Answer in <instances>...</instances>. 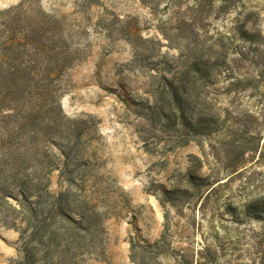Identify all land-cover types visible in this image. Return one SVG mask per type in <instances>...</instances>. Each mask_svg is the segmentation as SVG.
<instances>
[{
  "label": "rangeland",
  "instance_id": "obj_1",
  "mask_svg": "<svg viewBox=\"0 0 264 264\" xmlns=\"http://www.w3.org/2000/svg\"><path fill=\"white\" fill-rule=\"evenodd\" d=\"M19 2L0 0V9ZM232 2L228 12L208 13L204 26L230 33L238 46L248 41L244 31L256 35L263 46L253 51L256 63L245 64L256 90L229 96L223 82L210 86L222 108L218 131L203 136L202 146H177L173 129L160 132L156 124L153 130L140 117L152 99L146 91L154 79L146 76L179 62L160 29L192 0L27 1L63 19L70 44L82 49L65 74L60 101L68 116H88L94 125L67 164L61 157L63 170L51 181L52 189L70 193V209L78 207L85 217L77 259L65 264H195L203 247L218 245V261L256 259L264 217L245 206L264 196V0ZM130 30L160 44L141 42L136 53L126 40ZM246 109L254 119L239 117ZM231 130L232 138L256 144L239 174L227 168L222 145ZM17 257L18 233L0 228V264Z\"/></svg>",
  "mask_w": 264,
  "mask_h": 264
},
{
  "label": "trees",
  "instance_id": "obj_2",
  "mask_svg": "<svg viewBox=\"0 0 264 264\" xmlns=\"http://www.w3.org/2000/svg\"><path fill=\"white\" fill-rule=\"evenodd\" d=\"M27 1L0 9V228L18 233V257L12 264H65L68 258L77 259L85 217L78 207L70 209V193L52 189L51 181L63 170L62 158L67 164L94 125L88 116H68L60 101L68 87L65 74L80 60L82 49L70 44L63 19ZM192 1L185 13H175L173 23L160 29L166 44L178 50L179 62L170 69H151L146 76L154 79L146 91L152 99L140 117L153 130L156 124L160 132L173 129L179 134L177 146L190 141L202 146L203 136L218 131L222 108L210 86L223 82L229 96L256 90L245 64L254 65L258 57L253 51L263 46L255 34L244 31L248 41L238 46L230 33L204 26L208 13L228 12L232 0ZM135 32L130 30L126 40L136 53L141 42L160 44ZM240 114L255 117L253 109ZM239 117H234L238 123ZM232 134L222 145L227 168L239 174L256 144ZM245 208L261 219L264 196L252 198ZM256 239L252 264H264V228ZM222 250L205 246L194 263L231 264L218 261Z\"/></svg>",
  "mask_w": 264,
  "mask_h": 264
}]
</instances>
